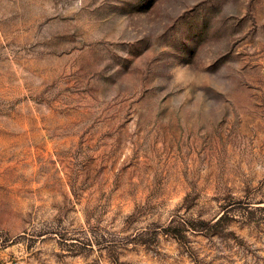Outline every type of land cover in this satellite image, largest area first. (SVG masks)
Instances as JSON below:
<instances>
[{"label": "rangeland", "instance_id": "obj_1", "mask_svg": "<svg viewBox=\"0 0 264 264\" xmlns=\"http://www.w3.org/2000/svg\"><path fill=\"white\" fill-rule=\"evenodd\" d=\"M0 264H264V0H0Z\"/></svg>", "mask_w": 264, "mask_h": 264}]
</instances>
